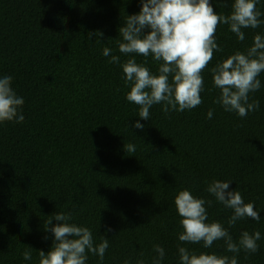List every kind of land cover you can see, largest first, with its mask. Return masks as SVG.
<instances>
[{"label": "trees", "instance_id": "1", "mask_svg": "<svg viewBox=\"0 0 264 264\" xmlns=\"http://www.w3.org/2000/svg\"><path fill=\"white\" fill-rule=\"evenodd\" d=\"M232 2L211 0L225 15ZM257 8L264 13V0ZM139 10L140 0H0V77H13L25 117L0 123V264H38V249L47 252L54 238L44 221L58 211L73 213L69 223L89 228L94 243L107 237L103 261L89 253L87 264H152L157 244L165 249L161 264H180L178 246L264 264V73L261 89L250 94L259 110L242 118L214 103L220 90L210 71L246 51L255 34L264 35V24L244 29L243 42L219 25L222 51H214L202 73L203 103L168 114L157 104L143 120L139 106L126 99L122 68L102 54L108 47L121 61L129 58L118 50L119 28ZM97 31L103 36L89 39ZM134 58L157 72L151 56ZM137 120L143 130L132 127ZM128 143L134 153L125 151ZM214 179L231 181L230 190L254 203L260 221L246 218L229 227L232 210L206 191ZM183 189L211 200L208 222H220L234 240L259 230V250L234 254L223 240L211 248L179 241L174 198ZM29 246L32 259L25 260Z\"/></svg>", "mask_w": 264, "mask_h": 264}, {"label": "clouds", "instance_id": "2", "mask_svg": "<svg viewBox=\"0 0 264 264\" xmlns=\"http://www.w3.org/2000/svg\"><path fill=\"white\" fill-rule=\"evenodd\" d=\"M258 3L259 0H233L230 13L225 15L215 11L211 0H140L139 12L127 15L119 28L122 39L117 41L118 50L129 58L121 61L120 56L112 54L108 47L102 53L110 56V63L122 68L125 86L130 88L126 99L139 106L138 116L149 120L150 109L157 104L162 105L165 114L201 105V93L205 87L202 73L213 60L214 51H222L215 38L218 26L228 25L238 41L243 42L244 29H256L264 24L261 19L264 13L258 10ZM222 6H227L226 0ZM93 35L100 37L103 32L89 33V39ZM135 55L151 56L158 64L157 72L146 67L147 61L137 63ZM210 71L214 87L220 90L215 104L242 118L249 112L258 111L260 103L256 99L250 101V94L262 87L258 77L264 73V35L255 34L246 51H235L218 61ZM12 81L10 75L0 77V123H23L25 119L22 113L24 98L17 95ZM212 116L213 110L209 109L207 117ZM132 127L143 130L144 125L137 120ZM124 149L127 153H134L136 146L128 143L124 144ZM230 182L214 179L206 189L216 201L232 210L227 221L229 227L246 218L259 222L261 217L254 203L245 202L239 191L230 190ZM174 203L182 229L178 233L179 241L211 248L215 241L223 240L225 250L234 254L241 250L254 254L259 250V230L252 233L242 231L238 240H234L220 222H208L205 205L211 206V200L197 198L183 189L176 194ZM72 219L73 213L60 211L46 217L44 229L54 238L47 252L38 249V264H87L89 253L103 261L109 247L107 237L102 236L99 243H94L92 231L69 223ZM53 220L57 223L53 224ZM105 231L110 232V226ZM44 238L48 239L47 236ZM153 251L156 255L152 264H161L165 249L157 244ZM178 254L180 264H238L236 255L197 254L184 246H178ZM22 256L31 260L32 247L25 248Z\"/></svg>", "mask_w": 264, "mask_h": 264}]
</instances>
